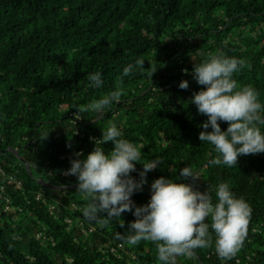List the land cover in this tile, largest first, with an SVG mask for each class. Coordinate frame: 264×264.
Masks as SVG:
<instances>
[{"label": "trees", "instance_id": "1", "mask_svg": "<svg viewBox=\"0 0 264 264\" xmlns=\"http://www.w3.org/2000/svg\"><path fill=\"white\" fill-rule=\"evenodd\" d=\"M217 53L244 58L233 79L237 87L254 86L264 103V0H0V151H18L32 172L16 152H0V264H160L155 242L117 238L135 219L132 211L102 215L104 223L87 220V199L77 187L38 181L76 184L75 175L65 174L70 158L77 151L86 156L94 147L90 137H100L110 121L142 146L145 158L162 160L133 193L136 204L148 201L154 178L178 179L187 164L200 177L185 182L203 191L227 181L251 210L234 260L217 255L213 233L212 245L175 264H264V155L209 165L212 145L198 138L207 117L190 97L204 85L191 70ZM137 57L142 69L122 78ZM93 71L102 74L100 87L90 86ZM181 79L187 88L178 87ZM116 89L123 91L110 109L87 108ZM112 147L103 142L106 152Z\"/></svg>", "mask_w": 264, "mask_h": 264}, {"label": "clouds", "instance_id": "2", "mask_svg": "<svg viewBox=\"0 0 264 264\" xmlns=\"http://www.w3.org/2000/svg\"><path fill=\"white\" fill-rule=\"evenodd\" d=\"M244 64V58L223 53L193 64L191 74L204 87L193 92L190 102L207 117L200 124L198 138L212 145L215 154L208 159L209 165L232 166L240 155H264V103L254 86L237 87L233 79V73ZM143 65L144 60L137 57L123 67L121 77L141 70ZM87 76L90 86L102 85L100 71ZM178 87L187 88L188 80L181 79ZM122 91H108L93 99L87 108L103 113L120 99ZM220 121H227V127L222 129ZM90 139L94 141L92 150L83 158L77 151V158H70V167L65 169V174L75 175L76 190L87 199L82 209L85 219L104 223L102 215L111 219L132 211L135 219L123 233H117V238L131 245L142 239L155 242L160 264H175L178 256L193 257L195 249L213 244V233L217 255L226 260L237 257L246 238L251 210L227 181L208 185L201 191L193 183L185 182L189 177L192 181L200 177L196 169L185 164L179 168L178 179L164 175L154 178L149 185L148 201L138 205L132 195L143 190L147 173L161 165V158H145L142 146L137 147L125 138L115 121L102 129L100 137ZM107 141L113 147L106 152L103 142ZM137 163L142 165L140 169ZM133 171L138 172L139 178L131 174Z\"/></svg>", "mask_w": 264, "mask_h": 264}, {"label": "water", "instance_id": "3", "mask_svg": "<svg viewBox=\"0 0 264 264\" xmlns=\"http://www.w3.org/2000/svg\"><path fill=\"white\" fill-rule=\"evenodd\" d=\"M7 151L16 152V154L19 157V159L23 163H25V165H26L27 169L29 170V172L32 173L31 172V169H30L31 165L26 160H24L23 158H21L19 156V152L18 151L14 150L13 148H8V149H6L4 151H0V152H7ZM38 181L41 182L44 186H48V187H52V188L68 189V188H75V187H77V183L76 184H73V185H70V186H61V187H58V186H55L52 183L47 182V181H45V180H43L41 178H38Z\"/></svg>", "mask_w": 264, "mask_h": 264}, {"label": "built area", "instance_id": "4", "mask_svg": "<svg viewBox=\"0 0 264 264\" xmlns=\"http://www.w3.org/2000/svg\"><path fill=\"white\" fill-rule=\"evenodd\" d=\"M0 173H3V168H2L1 166H0ZM2 190H4V186H1V185H0V197H1V194H2ZM39 198H40V195L37 196V199H39ZM122 247H123V244L120 243V244L118 245V248H122ZM118 248H113L112 251H113L114 253H116Z\"/></svg>", "mask_w": 264, "mask_h": 264}]
</instances>
